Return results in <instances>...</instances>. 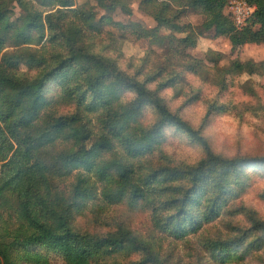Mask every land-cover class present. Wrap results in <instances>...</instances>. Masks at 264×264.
Returning a JSON list of instances; mask_svg holds the SVG:
<instances>
[{"label":"rangeland","instance_id":"1","mask_svg":"<svg viewBox=\"0 0 264 264\" xmlns=\"http://www.w3.org/2000/svg\"><path fill=\"white\" fill-rule=\"evenodd\" d=\"M30 1L46 11L44 16L59 8L41 6L38 0ZM7 2L12 19L18 20L24 9L16 0ZM157 2L163 3L162 0ZM74 3L75 7L84 6L95 16L94 25L87 24L90 29H86L79 47L114 60L127 75L145 82L152 91L158 90L172 111L202 131L216 153L227 158L264 156V43L233 47L226 36L204 28L206 14L171 5L163 14L176 16L181 11L180 22L191 26L194 32L191 37L194 45L185 47L180 38H184L186 32H180L171 24L159 26L148 0H114V3L74 0ZM158 9L162 15L161 4ZM67 19L79 22L72 12H68ZM173 19L178 22L176 17ZM135 25L147 33L134 30ZM154 28L158 37L151 34ZM47 35L49 30L46 29L41 43L16 45L9 41L6 44L0 52V60L13 53H33L49 60L45 66L21 63L10 71L13 76L30 81L55 66L61 54H67L65 47L52 43ZM247 61L263 66H257L256 72L241 70L237 62ZM159 84L165 85L159 89ZM66 88L59 79L51 78L47 82L45 94L53 103L46 114L69 116L78 112L79 103L68 95L76 90L75 86L71 90ZM135 96L133 90L125 89L121 100L128 104ZM82 112L91 129L92 136L87 142L91 149L108 131L104 129L102 111L84 109ZM139 117V124L144 128L152 127L160 119L151 105H145ZM163 131L162 142L151 153L128 161L125 147L113 139L114 148L102 149L97 159L100 162L122 159L134 167L133 179L143 182L156 170L179 167L185 171L205 157L203 146L183 130L166 125ZM73 145L71 141L59 140L54 146L41 150L52 172H58L56 167L60 166L56 156ZM77 172L68 176L54 173L52 193L61 191L68 195ZM88 175L95 186L96 197L86 206L73 209L71 223L77 231L103 237L122 229L129 230L146 241L159 257V262L147 264H264V165L246 166L240 175L233 176L221 214L212 221H205L196 232H188L180 238L169 230L167 222L177 208L165 202L181 197L183 190L191 185L188 178L155 184L159 187L149 196L134 200L129 194L130 185L120 181L115 167L108 171L107 183L97 174ZM108 187L114 196L121 190L124 195L110 203L103 194ZM24 236V224L18 217L14 197L10 193L0 195V240L13 242L16 237L23 240ZM33 250L18 251L16 264H69L62 254L47 246L38 245ZM141 259V252L122 253L94 264H129Z\"/></svg>","mask_w":264,"mask_h":264},{"label":"trees","instance_id":"2","mask_svg":"<svg viewBox=\"0 0 264 264\" xmlns=\"http://www.w3.org/2000/svg\"><path fill=\"white\" fill-rule=\"evenodd\" d=\"M16 1L24 9V14L18 20H13L7 0H0V52L9 41L16 45L35 41L41 43L47 29L48 39L65 47L67 54H61L55 66L30 81L18 79L10 71L21 63L45 66L49 61L46 56L13 53L4 55L0 60V195L10 193L14 197L25 233L23 240L17 237L13 242L0 240V264H16L18 251L31 252L38 245L62 254L69 264H94L118 254L133 252H141L142 259L129 264L159 262L151 246L129 230L122 229L97 237L73 227V209L86 206L96 197L95 186L88 174H97L102 182L107 183V173L112 166L115 167L120 181L130 185L129 194L134 200L149 196L152 190L158 189L159 186L155 184L188 178L191 185L183 190L181 197L165 202L177 208L167 222L169 230L180 238L188 232H196L205 221L218 217L227 202L231 178L240 175L246 166L264 165V156L227 158L216 153L202 131L172 111L158 90L152 91L145 82L127 75L114 60L79 47L86 29H90L87 24L92 27L95 20L94 14L85 10L84 6L75 7L74 0H38L41 6H59L56 11L44 16L46 11L33 5L30 0ZM110 1L114 3V0ZM148 1L152 3V14L159 26L171 24L180 32H186V36L180 38L185 47L194 45L191 38L194 32L191 26L180 22L183 16L181 11L176 16L163 14L171 5L180 10L190 8L206 14L204 28L214 29L216 35L226 36L233 47L264 43V0H247L257 8L242 30H237L230 15L225 13L229 0H162V15L157 0ZM102 5L107 7L104 2ZM68 12H72L79 22H70ZM134 30L145 32L144 28L136 25ZM156 30L154 28L151 32L154 37H158ZM237 65L241 70L250 72H256L257 66H263L252 61L237 62ZM51 78L61 80L68 87L66 89L71 90L75 86L78 92L71 90L68 95L79 103L76 114H46L53 103L45 94V87ZM159 85L160 89L165 84ZM125 89L133 90L136 94L128 104L121 100ZM145 105L153 106L160 118L150 128L139 124V116ZM84 109L102 111L104 129L108 131L91 149L87 142L92 134L85 122ZM166 125L178 127L200 143L205 157L185 171L179 167L156 170L143 182L133 179L136 175L134 167L122 159L112 162L97 159L102 149L114 148L113 139L125 147L128 161L151 153L162 142ZM59 140L74 143L72 148L62 150L56 156V162L60 165L56 169L61 175L68 176L78 171L68 195L55 190L52 193L51 181L54 173L59 174L52 172L47 158L41 155V150L54 146ZM103 194L112 203L118 197L121 199L124 191L114 196L108 187Z\"/></svg>","mask_w":264,"mask_h":264},{"label":"built area","instance_id":"3","mask_svg":"<svg viewBox=\"0 0 264 264\" xmlns=\"http://www.w3.org/2000/svg\"><path fill=\"white\" fill-rule=\"evenodd\" d=\"M256 5L247 0H229L225 7V13L230 15L235 28L242 30L256 11Z\"/></svg>","mask_w":264,"mask_h":264}]
</instances>
